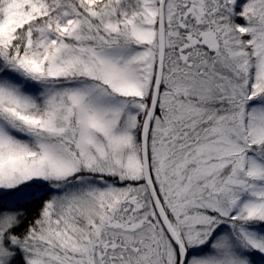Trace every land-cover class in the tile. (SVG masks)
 <instances>
[{
    "label": "snow or ice",
    "instance_id": "snow-or-ice-1",
    "mask_svg": "<svg viewBox=\"0 0 264 264\" xmlns=\"http://www.w3.org/2000/svg\"><path fill=\"white\" fill-rule=\"evenodd\" d=\"M0 264H264V0H0Z\"/></svg>",
    "mask_w": 264,
    "mask_h": 264
}]
</instances>
